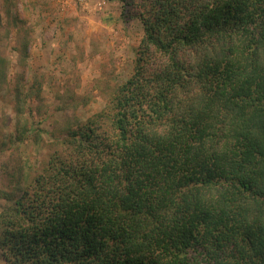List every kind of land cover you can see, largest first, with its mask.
<instances>
[{"label":"trees","instance_id":"trees-1","mask_svg":"<svg viewBox=\"0 0 264 264\" xmlns=\"http://www.w3.org/2000/svg\"><path fill=\"white\" fill-rule=\"evenodd\" d=\"M109 1L133 73L19 169L5 263L264 264V0Z\"/></svg>","mask_w":264,"mask_h":264},{"label":"rangeland","instance_id":"rangeland-1","mask_svg":"<svg viewBox=\"0 0 264 264\" xmlns=\"http://www.w3.org/2000/svg\"><path fill=\"white\" fill-rule=\"evenodd\" d=\"M121 12L109 0H0V212L20 194L19 169L31 179L68 125L132 75L143 28Z\"/></svg>","mask_w":264,"mask_h":264}]
</instances>
